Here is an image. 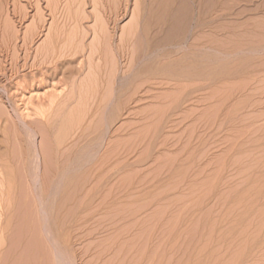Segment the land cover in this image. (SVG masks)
<instances>
[{"label": "rangeland", "instance_id": "rangeland-1", "mask_svg": "<svg viewBox=\"0 0 264 264\" xmlns=\"http://www.w3.org/2000/svg\"><path fill=\"white\" fill-rule=\"evenodd\" d=\"M57 34L85 50L52 63ZM52 102L63 130L41 118ZM6 164L0 264H246L247 224L264 226V0H0Z\"/></svg>", "mask_w": 264, "mask_h": 264}, {"label": "bare ground", "instance_id": "bare-ground-1", "mask_svg": "<svg viewBox=\"0 0 264 264\" xmlns=\"http://www.w3.org/2000/svg\"><path fill=\"white\" fill-rule=\"evenodd\" d=\"M53 1H55V0H53ZM126 1V0H125ZM134 1V0H133ZM115 2V1H114ZM130 2V1H129ZM51 3V2H50ZM122 3V2H121ZM54 4V3H53ZM69 4V3H68ZM108 4H110V3H108ZM117 4V3H116ZM135 4V3H134ZM210 4V3H209ZM55 5V4H54ZM59 5V4H58ZM127 5V4H126ZM145 5V4H144ZM104 6V5H103ZM69 7V6H68ZM115 7H117V6H115ZM211 8V7H210ZM55 9V8H54ZM109 9V8H108ZM112 9V8H111ZM116 9V8H115ZM135 10V9H134ZM133 10V11H134ZM202 10V9H201ZM60 11V10H59ZM118 10H116V12H117ZM123 11H125V10H123ZM131 11V10H130ZM52 12H54V11H52ZM67 12V11H66ZM70 12V11H69ZM106 12V11H105ZM126 12V11H125ZM206 12V11H205ZM63 14V13H62ZM69 14H71V13H69ZM108 14H110V12L108 13ZM119 14V13H118ZM137 14V13H136ZM143 14V13H142ZM139 15V14H138ZM202 15V14H201ZM64 16H66V15H64ZM80 16V15H79ZM111 15H109V17H110ZM120 16V15H119ZM56 18H57V16H55ZM98 17V16H97ZM97 17H95V18H97ZM102 17V16H101ZM105 17V16H104ZM106 17H108V16H106ZM138 17V16H137ZM69 18V17H68ZM67 18V19H68ZM74 18H75V16H74ZM94 18V19H95ZM112 18V17H111ZM121 18V17H120ZM65 19H66V17H65ZM82 19H84V18H82ZM81 19V20H82ZM119 19V18H118ZM80 20V21H81ZM97 20V19H96ZM63 21H64V19H63ZM84 21V20H83ZM105 21V20H104ZM115 20H113V22H114ZM59 22V21H58ZM98 22V21H97ZM69 23V22H68ZM79 23H81V22H79ZM83 23V22H82ZM81 23V24H82ZM95 23H96V21H95ZM100 23H102V22H100ZM112 23V22H111ZM57 24V23H56ZM67 24V23H66ZM65 24V25H66ZM73 24V23H72ZM77 24V23H76ZM106 24V23H105ZM134 24V23H133ZM58 25H59V23H58ZM63 25V24H62ZM71 25V24H70ZM96 25V24H95ZM101 27L102 26H104L103 27V33H105V26L106 25H103V24H99ZM61 26V25H60ZM68 26H69V24H68ZM71 26H73V25H71ZM77 26V25H76ZM76 26H74L73 27V29L76 27ZM80 26V25H79ZM79 26H77V30H78V27ZM63 27H65L64 25H63ZM66 27H67V25H66ZM80 27H82V26H80ZM79 27V28H80ZM97 27V26H96ZM96 27H94L93 29H91V27H90V31L93 33V34H96L95 32H97V30L99 31L100 29H101V27L99 28L98 27V29L96 28ZM106 27H108V26H106ZM132 27H134V26H132ZM210 27V26H209ZM62 28V27H61ZM69 31H72L71 30V27L69 26ZM83 28V27H82ZM81 28V29H82ZM105 28V29H104ZM110 28V27H109ZM55 29V28H54ZM64 29V28H63ZM62 29V30H63ZM114 29V28H113ZM128 29V28H127ZM56 30V29H55ZM65 31H67L68 29L66 28V29H64ZM63 30V31H64ZM75 30V29H74ZM73 30V31H74ZM107 30V29H106ZM129 30V29H128ZM61 31V30H60ZM63 31H62V33H63ZM69 31H67V32H69ZM81 31H83V29L81 30ZM101 31V30H100ZM126 31V30H125ZM66 32V33H67ZM111 32V31H110ZM113 32V31H112ZM58 33H60L59 31H58ZM61 33V34H62ZM65 33V32H64ZM77 33H79L78 31H77ZM77 33H75V34H77ZM81 34L83 33V32H80ZM102 33V32H101ZM100 33V34H101ZM99 34L98 36H99V38L101 39H103L104 40V37H105V35L104 34ZM136 33V32H135ZM56 34V33H55ZM69 34H71L72 35V33L70 32ZM74 34V35H75ZM92 34V35H93ZM134 34V33H133ZM59 34H57V36H55V38H54V40L51 42L50 41V48H51V46H52V53L50 54L49 53V51L47 52L46 51V54L47 53H49V55L50 56H48V58L50 59V61L53 63V62H59V60H61V64H64V63H68L69 61H71L70 59H63V57H66V56H71V55H75V54H77L78 52H79V50H80V48L82 47L81 45H80V43L78 42V41H76L75 43H71V44H68V42L66 41V40H69L68 38H67V36H68V33L66 34L67 36H66V38L67 39H65V37H63L64 36V34H63V36H58ZM78 35V34H77ZM77 35H75V36H77ZM83 35V34H82ZM123 35V34H122ZM125 35V34H124ZM123 35V36H124ZM132 35V34H131ZM50 36H52V35H50ZM97 36V35H96ZM98 36L97 37H95V35H94V37H95V39L96 38H98ZM62 37V38H61ZM69 37V36H68ZM74 37V36H73ZM72 37V38H73ZM78 37L81 39L80 41H83L82 40V37L81 36H77V38H76V40L78 39ZM87 37V36H86ZM122 37V36H121ZM129 37H130V35H129ZM134 37V36H133ZM114 38V37H113ZM50 40H51V38H49ZM53 39V38H52ZM75 39V38H74ZM124 39V38H123ZM127 39V38H126ZM129 39V38H128ZM127 39V40H128ZM132 39V38H131ZM102 40V41H103ZM67 43H66V42ZM75 41V40H74ZM115 41V40H114ZM126 41V40H125ZM129 41V40H128ZM120 42H122V41H120ZM130 42V41H129ZM49 42H47V45H49L48 44ZM70 43V42H69ZM96 43V42H95ZM99 43H100V40H99V42L97 43V45H99ZM105 43V42H104ZM108 43V42H107ZM124 43V42H123ZM106 44V43H105ZM108 44H110V43H108ZM133 44V43H132ZM89 45H91V44H89ZM107 45V44H106ZM128 45V44H127ZM116 46H117V44H116ZM132 46V45H131ZM131 46H129L130 47V50H133L132 48H131ZM88 47V46H87ZM92 47V46H91ZM90 47V48H91ZM97 47H99V46H97ZM106 47V46H105ZM126 47V46H125ZM124 47V48H125ZM128 47V48H129ZM47 48L49 49V46H47ZM89 48V47H88ZM89 48V49H90ZM117 48H120V47H117ZM135 48V47H134ZM42 49H45L44 47L42 48ZM47 49V50H48ZM88 49V50H89ZM94 49V48H93ZM98 49V48H97ZM101 49V48H100ZM109 49H110V47H109ZM123 49V48H122ZM50 50V49H49ZM83 50H85L83 47H82V51ZM91 50V49H90ZM129 50V49H128ZM127 49H126V51H128ZM45 51V50H44ZM43 51V52H44ZM82 51H81V53H82ZM92 51V50H91ZM94 51V50H93ZM95 51H97V50H95ZM123 51V50H122ZM42 52V53H43ZM100 52V51H99ZM118 52H120L119 51V49H118ZM41 53V52H40ZM41 53V54H42ZM91 53V52H90ZM94 53V52H93ZM105 53V52H104ZM127 53V52H126ZM125 53V54H126ZM130 53V52H129ZM132 53V52H131ZM98 54V53H97ZM119 54V53H118ZM44 55H45V53H44ZM43 55V56H44ZM78 55H80V54H78ZM89 55V54H88ZM99 55H101V53L99 54ZM127 55V54H126ZM131 55L132 54H130V56L128 55V57H131ZM41 56V55H40ZM105 56V55H104ZM45 57V56H44ZM95 57V56H94ZM94 57H92V58H94ZM46 58V57H45ZM73 58H75V57H73L72 56V59ZM89 58V57H88ZM85 59V58H84ZM89 59H91V58H89ZM98 59H99V57H98ZM105 59V58H104ZM45 60V59H44ZM86 60V59H85ZM133 60V59H132ZM131 60V61H132ZM42 61H43V59H42ZM81 61V60H80ZM80 61H79V64H80ZM100 61V60H99ZM130 61V60H129ZM43 62H45V61H43ZM42 62V63H43ZM83 62V61H82ZM82 62H81V64H82ZM46 63V62H45ZM59 63V64H60ZM86 63V62H85ZM89 63H90V60H89ZM94 63V62H93ZM100 63V62H99ZM132 63H133V61H132ZM140 63V62H139ZM58 64V65H59ZM78 64V65H79ZM103 64V63H102ZM48 65H50V62L48 63ZM47 65V66H48ZM73 65V64H72ZM106 65V64H105ZM130 65V64H129ZM54 66H56V65H54ZM64 66V65H63ZM66 66V65H65ZM80 66V65H79ZM91 66V65H90ZM90 66H89V71H90ZM97 66V65H96ZM99 66H100V64H99ZM131 66H132V64H131ZM57 67V66H56ZM81 67H83V66H81ZM103 67V66H102ZM101 67V68H102ZM127 67H128V65H127ZM106 68V67H105ZM141 68V67H140ZM57 69V68H56ZM69 69V68H68ZM95 69H96V67H95ZM127 69V68H126ZM130 69V68H129ZM82 70V69H81ZM98 70H100V69H98ZM97 70V71H98ZM57 71H58V69H57ZM63 71V70H62ZM61 71V72H62ZM72 71H73V69H72ZM105 71V70H104ZM134 71V70H133ZM77 72V71H76ZM81 72V71H80ZM92 72V71H91ZM94 72V71H93ZM130 72H132V71H130ZM99 73V72H98ZM105 73V72H104ZM109 73V72H108ZM65 74V73H64ZM91 74V73H90ZM101 74V73H100ZM112 74V73H111ZM128 74V73H127ZM71 75V74H70ZM65 76V75H64ZM94 76V75H93ZM109 76H112V75H109ZM131 76H132V74H131ZM68 77V76H67ZM97 77V76H96ZM69 78V77H68ZM90 78H92V77H89V80H90ZM94 78V77H93ZM109 78V77H108ZM113 78V77H112ZM97 79V78H96ZM111 79V78H110ZM109 80V79H108ZM96 81V80H95ZM87 82H88V78H87ZM102 82V81H101ZM107 81H105V83H106ZM90 84H92L93 85V83H90ZM96 84V83H95ZM94 84V85H95ZM82 85V84H81ZM80 85V86H81ZM102 85V84H101ZM107 85V84H106ZM77 86V85H76ZM79 86V85H78ZM90 86V85H89ZM104 86V85H103ZM98 87V86H97ZM96 87V88H97ZM108 87V86H107ZM78 88V87H77ZM80 88H82V87H80ZM100 88V87H99ZM86 89V88H85ZM104 89V88H103ZM105 89H107V88H105ZM91 90V89H90ZM93 90V89H92ZM73 91V90H72ZM78 91V90H77ZM81 91V90H80ZM79 91V92H80ZM83 91V90H82ZM94 91V90H93ZM106 93H107V91H106ZM110 94V93H109ZM108 94V95H109ZM83 96H86V95H83ZM88 97V96H87ZM102 97V96H101ZM71 98H74V96L73 97H71ZM79 98V97H78ZM89 98H91V97H89ZM92 98H93V96H92ZM95 98V97H94ZM103 98H105V97H102V100H104ZM71 100V99H70ZM70 100H68V101H70ZM85 101V100H84ZM104 102V101H103ZM55 102H52L51 104H50V106H49V108L48 109H46L45 111H42V114H41V118H43L44 120L43 121H46L45 123L46 124H48V126L49 127H51V129H54L53 127H55L54 126V124H56L57 123V121L58 120H60L61 121V125L60 124H58L59 125V128L60 129H62V128H65V126H66V122L68 123V121H66L65 120V118H66V113H69V112H65V108L63 107V111L61 110L60 112H59V114L57 113V115L56 116H52L51 117V112H50V110L51 109H53V106L55 105L54 104ZM62 103H64V102H62ZM65 104V103H64ZM67 105V104H66ZM54 107H56L57 108V105L56 106H54ZM59 107V106H58ZM72 107V106H71ZM60 108H61V106H60ZM69 108H70V106H69ZM59 109V108H58ZM71 109V108H70ZM78 109V108H77ZM80 109V108H79ZM57 110V109H56ZM72 110V109H71ZM83 110V109H82ZM74 111L75 110H73V112L72 113H74ZM85 111V110H84ZM53 113V112H52ZM65 113V114H64ZM82 113H83V111H82ZM85 113V112H84ZM83 113V114H84ZM77 116L75 117V118H78L79 116V114H76ZM40 116V115H39ZM68 116H69V114H68ZM67 116V117H68ZM72 116V115H71ZM73 118V117H72ZM72 118H71V120H72ZM69 119V118H68ZM74 120V119H73ZM77 120V119H76ZM75 120V121H76ZM84 120V119H83ZM59 121V122H60ZM70 121V120H69ZM58 122V123H59ZM80 122H81V120H80ZM43 123V122H42ZM70 124H71V122H70ZM57 125V124H56ZM69 125V124H68ZM67 125V126H68ZM75 125V124H74ZM70 126H72V125H70ZM77 128L79 127V126H76ZM44 128V127H43ZM71 128V127H70ZM57 129V128H56ZM74 129V128H73ZM63 130V129H62ZM61 130V131H62ZM69 130V129H68ZM69 131H71V129L69 130ZM68 131V132H69ZM82 131V130H81ZM60 132V131H59ZM64 131H62V133H63ZM67 132V133H68ZM83 132H85V131H82V133ZM45 133V132H44ZM61 133V132H60ZM62 133H61V135H62ZM65 133H66V130H65ZM56 134H57V132H56ZM79 134V133H78ZM84 134V133H83ZM67 135V134H66ZM64 136V135H63ZM63 136H61V137H58L57 136V147H61L60 145H63V139H62V137ZM69 136V135H68ZM79 136V135H78ZM66 139V138H65ZM68 139V138H67ZM55 140V139H54ZM55 142H56V140H55ZM67 144V143H66ZM56 147V148H57ZM63 147V146H62ZM70 148V147H69ZM32 149V148H31ZM53 149H54V147H53ZM59 150H60V148H59ZM68 150V149H67ZM66 150V151H67ZM29 151V150H28ZM33 151V150H32ZM57 151H58V148H57ZM65 152V151H64ZM24 153H25V151H24ZM27 153V152H26ZM32 153V152H31ZM51 153V152H50ZM63 152H61V154H62ZM60 154V155H61ZM26 155H29V156H31V157H29L28 156V158L30 159H33L32 161H34V162H36V160H37V155H36V153L35 152H33L31 155L30 154H26ZM58 155V154H57ZM60 155H58L59 157H61ZM63 156V155H62ZM68 156V155H67ZM25 157V156H24ZM58 157V158H59ZM6 158V157H5ZM26 158V157H25ZM53 158V157H52ZM63 158V157H62ZM28 159V160H29ZM64 159V158H63ZM8 161V160H7ZM31 161V160H30ZM29 161V162H30ZM51 161V160H50ZM69 161V160H68ZM59 163H58V165H61L60 164V161H58ZM66 162V161H65ZM31 163V162H30ZM51 163V162H50ZM61 163H63L62 161H61ZM28 164V163H27ZM26 164V165H27ZM34 164V163H33ZM33 164H31L32 165V170H33V167H34V165ZM47 164H49V163H47ZM66 164H68V163H66ZM4 165H5V163H4ZM7 166H6V168H5V171H4V168H3V171L4 172H2L1 171V182H0V244H1V241H2V239L4 238V234L6 233V231L8 230V229H10L9 227H10V225H11V223L13 222V218L15 217V216H13L12 214H13V212L16 210V206H15V198H16V195H15V179H14V176H13V172H12V170H10V165H8V164H6ZM55 165V164H54ZM51 167H53V166H51ZM50 167V168H51ZM62 167V166H61ZM66 167V166H65ZM16 169V168H15ZM34 169H35V167H34ZM52 169V168H51ZM59 172L57 171L56 173H57V177H61L60 179L61 180H67L68 178H69V175L66 173V172H62V170H61V168L59 167ZM54 170V169H53ZM19 171V170H18ZM33 171H35L36 172V170H33ZM33 171H31V175L32 176H34L36 173L35 172H33ZM68 171V170H67ZM28 172V171H27ZM59 173V174H58ZM52 174V173H51ZM54 174V173H53ZM16 175V174H15ZM31 175H29V176H31ZM38 175V174H37ZM59 175V176H58ZM17 176V175H16ZM21 176V175H20ZM31 176V177H32ZM36 176V175H35ZM35 176H34V178H35ZM55 176H56V174H55ZM76 176V175H75ZM74 176V180H75V178H77L78 179V177H75ZM19 177V176H18ZM23 177H24V175H23ZM37 177V176H36ZM80 177V176H79ZM33 178V177H32ZM31 178V179H32ZM55 178V177H54ZM82 178V177H81ZM21 180V179H20ZM34 180V179H33ZM16 181H19V180H16ZM78 181V180H77ZM23 182V181H22ZM35 182V181H34ZM21 183V182H20ZM36 183V182H35ZM41 183H42V181H41ZM65 184V183H64ZM63 184V185H64ZM36 185V184H35ZM24 187V186H23ZM30 187V186H29ZM43 188V187H42ZM69 188V187H68ZM19 189V188H18ZM26 189H27V187H26ZM40 189V188H39ZM42 190V189H41ZM44 190V189H43ZM69 190V189H68ZM20 191V190H19ZM32 191V190H31ZM38 191V188L36 189V192ZM65 191H67L66 189H65ZM23 192V191H22ZM20 193V192H19ZM25 193V192H24ZM40 193V192H39ZM61 193V192H60ZM29 194V193H28ZM42 194V193H41ZM68 194H69V192H68ZM23 195V194H22ZM32 195V194H31ZM45 194L43 193V196H44ZM70 195V194H69ZM29 196V195H28ZM39 196V195H38ZM65 196H66V194H65ZM35 197V196H34ZM36 197H37V195H36ZM40 197H41V195H40ZM61 197V196H60ZM68 197V196H67ZM66 197V198H67ZM62 198V197H61ZM66 198H65V200H66ZM17 199V198H16ZM25 199H27V198H25ZM35 199V198H34ZM41 199V198H40ZM52 199V198H51ZM69 199V198H68ZM28 200V199H27ZM64 200V201H65ZM20 201V200H19ZM18 201V202H19ZM29 201V200H28ZM54 201V200H53ZM58 201V200H57ZM62 201V200H61ZM59 202V201H58ZM28 203V202H27ZM60 203V202H59ZM65 203V202H64ZM63 203V204H64ZM26 204V203H25ZM18 207H19V205H18ZM22 207V206H21ZM20 207V208H21ZM64 207V206H63ZM31 208V207H30ZM52 208V207H51ZM57 208H58V206H57ZM26 209V208H25ZM32 209H34V208H32ZM62 209V208H61ZM21 210V209H20ZM59 209H57V211H58ZM21 211H23V210H21ZM29 211V210H28ZM34 211V210H33ZM32 211V212H33ZM16 212L17 211H15V214H16ZM30 212H31V210H30ZM51 212V211H50ZM26 212H24V214H25ZM36 213V212H35ZM18 214V213H17ZM37 214V213H36ZM57 214H60L59 213V211H58V213ZM65 214V213H64ZM257 215V214H256ZM255 215V216H256ZM37 216V215H36ZM59 216V215H58ZM258 216V218H260V220H263L264 221V212H261L259 215H257ZM21 217V216H20ZM34 217V216H33ZM251 217H253V216H251ZM249 218V219H252V218ZM35 218V217H34ZM61 218V217H60ZM59 218V219H60ZM257 218V219H258ZM18 219V218H17ZM17 219H15L16 221H17ZM22 219V218H21ZM64 219H66V218H64ZM247 219H248V217H247ZM20 220V219H19ZM27 220V219H26ZM253 220V219H252ZM22 221H24V220H22ZM62 221H64V220H62ZM62 221L60 222V223H62ZM247 221V220H246ZM249 221H251V220H249ZM259 221V220H258ZM29 222V221H28ZM66 222V221H65ZM252 222V221H251ZM260 222V221H259ZM258 222V223H259ZM14 223V222H13ZM38 223V222H37ZM51 223H52V221H51ZM253 223V222H252ZM261 223H262V221H261ZM23 223L21 222V225H22ZM39 224V223H38ZM68 224V223H67ZM248 226L246 227V236H247V243H246V264H252V261L255 259H257V260H259L261 257H262V255H264V226L263 227H261V225L259 226V227H257L255 230H256V234H255V237H253V238H255L254 240L252 239V237H251V233H253V231L251 230V227H250V222H248V224H247ZM252 225V224H251ZM263 225H264V223H263ZM31 226V225H30ZM32 226H33V224H32ZM62 226V225H61ZM12 227H13V225H12ZM19 227V226H18ZM64 228V227H63ZM262 229H263V232H262ZM14 230V229H13ZM24 230V229H23ZM16 231V230H15ZM12 232V231H11ZM18 232V231H17ZM56 232V231H55ZM63 232V231H62ZM65 232V231H64ZM9 233V232H8ZM7 233V234H8ZM21 233V232H20ZM33 233V232H32ZM7 234H5V235H7ZM23 234V233H22ZM61 234V233H60ZM11 235V234H10ZM18 235V234H17ZM17 235H16V237H17ZM25 235V234H24ZM64 235V234H63ZM8 236V235H7ZM13 236V235H12ZM21 236V235H20ZM26 236V235H25ZM36 236V235H35ZM65 237V236H64ZM68 237V236H67ZM10 238V237H9ZM21 238V237H20ZM17 239H19V238H17ZM16 239V240H17ZM31 239V238H30ZM43 239V238H42ZM24 240V239H23ZM34 241H35V239H34ZM5 242V241H4ZM37 242H38V240H37ZM10 243H12V242H10ZM22 243V242H21ZM30 243V242H29ZM35 243V242H34ZM67 243V242H66ZM65 243V244H66ZM31 244V243H30ZM33 244V243H32ZM38 244V243H37ZM10 245V244H9ZM27 245H29V244H27ZM39 245V244H38ZM26 246V245H25ZM40 246V245H39ZM45 247H46V245H45ZM65 247V246H64ZM2 248V247H1ZM18 248V247H17ZM48 248H49V246H48ZM21 249H22V247H21ZM39 249V251H40V248H38ZM50 249V248H49ZM16 250V249H15ZM14 250V251H15ZM48 250V249H47ZM38 251V252H39ZM65 251V250H64ZM26 252V251H25ZM38 252H37V257H38ZM48 252V251H47ZM50 252V251H49ZM67 252V251H66ZM17 253V252H16ZM14 255V254H13ZM18 255H20V254H18ZM23 255V254H22ZM26 255V254H25ZM34 256H35V254H33ZM32 255V256H33ZM50 255V254H49ZM6 256V255H5ZM17 256V255H16ZM33 256V257H34ZM44 256V255H43ZM3 257H4V255H3ZM8 257V256H7ZM40 257H42V255L40 256ZM2 258V257H1ZM46 258V257H45ZM7 259V258H6ZM41 259V258H40ZM42 259H44V258H42ZM41 259V260H42ZM3 260V259H2ZM19 260V259H18ZM18 260H16V261H18ZM45 260V259H44ZM7 261V260H6ZM19 262V261H18ZM48 262V261H47ZM2 263V262H1ZM6 263V262H5ZM23 263V262H22ZM29 263V262H28Z\"/></svg>", "mask_w": 264, "mask_h": 264}]
</instances>
